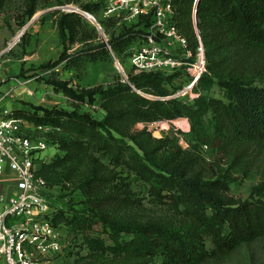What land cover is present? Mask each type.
I'll return each mask as SVG.
<instances>
[{
	"label": "trees",
	"instance_id": "trees-1",
	"mask_svg": "<svg viewBox=\"0 0 264 264\" xmlns=\"http://www.w3.org/2000/svg\"><path fill=\"white\" fill-rule=\"evenodd\" d=\"M5 1L0 0V11ZM38 1L25 0L28 18ZM196 1L173 0V22L194 52L200 42L204 46L207 69L194 86L197 96L174 95L182 88L176 83L180 71L132 68L128 79L118 76L107 85L79 87L55 75L45 78L76 102L99 99L105 111L100 118L78 104L69 109L24 101L26 107L13 110L15 116L53 128L47 139L64 153L39 164L49 186L51 178H71L65 168L73 163L86 164L77 183L86 206L51 215L55 225L64 223L92 250L111 254L113 264H203L264 238V0H200L197 18ZM61 3L91 13L105 6V0ZM58 13L63 49L43 65L63 63L70 70L114 55L123 64L151 22L148 16L119 24L110 16L103 26L109 32L105 41L80 11ZM215 86L223 97L207 93ZM180 117L191 122L187 147L177 135L158 137L148 126L135 129L138 122ZM252 172L263 178L249 197L232 194V182ZM146 197L160 212L139 215L130 209ZM96 225L102 231H93Z\"/></svg>",
	"mask_w": 264,
	"mask_h": 264
},
{
	"label": "rangeland",
	"instance_id": "rangeland-1",
	"mask_svg": "<svg viewBox=\"0 0 264 264\" xmlns=\"http://www.w3.org/2000/svg\"><path fill=\"white\" fill-rule=\"evenodd\" d=\"M25 4V0H6L0 11V59L29 56L27 61L22 62L21 70L12 77L15 76L23 82L25 94L27 96L29 95L33 99L32 101L37 104H45L48 106L59 105L69 109L74 107L75 104H78L82 110L90 111L98 118L102 117L105 111L101 107L99 99L94 103L76 102L64 93L57 92L51 84L45 81V78L55 75L60 78L70 79L75 86L79 87H89L97 84L107 85L113 82L118 76L123 77L125 74H128L132 69L131 62H129L128 58L123 60L124 70L119 68L113 56V59H107L106 61L90 62L81 70H70L63 64L45 67L43 64L48 61H55L63 49L58 30L56 29L55 15L59 14V10L71 9L69 8L70 4H62L61 0H39L38 9L33 17L39 15L34 20H32L33 17L28 18L25 14ZM83 11L85 12V10ZM92 14L105 32L104 27L106 25L104 22L110 16L105 15L103 8ZM82 15L92 26L97 27L102 38V34L92 19V15L88 12H85V14L82 13ZM118 18L120 19V17ZM23 21L25 23L22 25ZM29 22V26L23 30L24 26ZM118 23L129 24L131 22L120 19ZM54 28L56 29L55 32ZM108 33V31L107 33L105 32L107 37ZM9 67H12V65ZM186 82L187 77L185 75H181L176 81L177 84H182V87L186 85ZM207 93L223 97L219 86H215L211 91H207ZM25 94H21L20 96L25 97ZM188 97L190 98L191 96L188 95ZM184 118L187 117L156 121L153 123L138 122L135 125V129H142L148 126L154 135L158 137L167 133L177 135L179 136L180 144L187 147L193 135L190 120L188 119L187 123V121H184ZM46 153L48 156L47 161H50L54 155L63 154L64 152L56 146L51 145L46 150ZM206 155L212 159L215 157V154L209 149H207ZM39 164L42 166L43 163L40 161ZM78 164L73 163L71 167L65 168V171L71 169L68 172L71 178L64 179V182L58 178L50 179L51 185L49 186L48 192L53 210L67 207L84 208L86 206L87 199L77 187L80 176L86 170V164L84 162ZM58 169L57 172L62 170V168ZM262 178L263 176L258 172H252L246 177L237 178L238 180L236 179L231 184V192L238 197L247 198L253 186ZM130 209H134L139 215H153L160 212V207L149 197L143 198L142 201L137 200L136 205L134 204ZM57 227L62 236L63 248L53 257V264H113L116 261L111 254L94 251L89 248L83 242V238L74 237L64 223L58 224ZM93 231L97 232L102 230L96 225ZM102 236L107 237L104 233ZM203 264H264V238L242 245L225 259L208 260Z\"/></svg>",
	"mask_w": 264,
	"mask_h": 264
},
{
	"label": "built area",
	"instance_id": "built-area-1",
	"mask_svg": "<svg viewBox=\"0 0 264 264\" xmlns=\"http://www.w3.org/2000/svg\"><path fill=\"white\" fill-rule=\"evenodd\" d=\"M173 12V0H105L104 6L105 15L121 20L151 16L143 39L129 49L132 68L136 72L180 71L187 82L174 95L193 98L198 95L194 86L207 69L204 46L200 42L194 52L173 22ZM184 121L188 123V118ZM52 129L15 116L0 105V176L9 170L17 187L12 194L0 195V264H53V257L63 248L51 215L49 185L38 171L39 161L48 160L46 150L54 145L46 136Z\"/></svg>",
	"mask_w": 264,
	"mask_h": 264
},
{
	"label": "crops",
	"instance_id": "crops-1",
	"mask_svg": "<svg viewBox=\"0 0 264 264\" xmlns=\"http://www.w3.org/2000/svg\"><path fill=\"white\" fill-rule=\"evenodd\" d=\"M56 29L54 28V32L56 31ZM28 57L29 56L22 58L10 57L8 59H0V105L8 107L11 110H17L26 107L23 100L35 103L34 101H32L33 99H31L29 95L27 96L25 94V86L23 82L15 76L12 77L15 73H18L21 70V65H23L22 62L27 61ZM10 65H12V67H9ZM21 94H25V97L20 96ZM9 172L10 171L7 170L6 175L0 176V195L2 193L12 194L17 190L16 180L12 177L11 173L9 174Z\"/></svg>",
	"mask_w": 264,
	"mask_h": 264
},
{
	"label": "water",
	"instance_id": "water-1",
	"mask_svg": "<svg viewBox=\"0 0 264 264\" xmlns=\"http://www.w3.org/2000/svg\"><path fill=\"white\" fill-rule=\"evenodd\" d=\"M199 1H200V0H197V1H196V7H195V16H196V18H197V10H198ZM67 6H68V5H67ZM69 6H70V7H69ZM69 6H68V7L71 8V9H69V10H78V11H80L81 13H84V14H85V12H88L90 15H92V17H93L92 19L94 20V22H95L96 25L98 26V28H99V30H100V32H101V34H102L103 39H104L105 41H107V37H106L104 31L102 30L100 24L98 23V21L96 20L95 16H94L91 12L86 11V10H85V12H82V10L78 9V7H76L75 5H69ZM38 15H39V14H38ZM38 15L34 16L32 20H34ZM29 24H30V22L27 23V24L24 26L23 30H25V29L29 26ZM116 61H117V60H116ZM117 63H118L119 68L122 69V65H120V63H119L118 61H117ZM124 77H125V79H128V75H127V74H125Z\"/></svg>",
	"mask_w": 264,
	"mask_h": 264
},
{
	"label": "bare ground",
	"instance_id": "bare-ground-1",
	"mask_svg": "<svg viewBox=\"0 0 264 264\" xmlns=\"http://www.w3.org/2000/svg\"><path fill=\"white\" fill-rule=\"evenodd\" d=\"M78 9H80V8H78ZM80 10H82V9H80ZM82 12H84V11L82 10Z\"/></svg>",
	"mask_w": 264,
	"mask_h": 264
}]
</instances>
